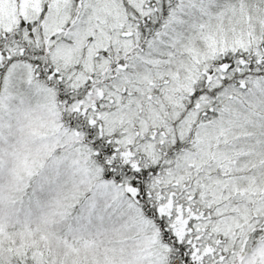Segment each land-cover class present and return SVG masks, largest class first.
<instances>
[{"label": "snow or ice", "instance_id": "obj_1", "mask_svg": "<svg viewBox=\"0 0 264 264\" xmlns=\"http://www.w3.org/2000/svg\"><path fill=\"white\" fill-rule=\"evenodd\" d=\"M0 264H264V0H0Z\"/></svg>", "mask_w": 264, "mask_h": 264}]
</instances>
